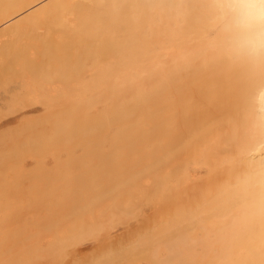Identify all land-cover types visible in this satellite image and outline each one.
Wrapping results in <instances>:
<instances>
[{"label":"bare ground","instance_id":"bare-ground-1","mask_svg":"<svg viewBox=\"0 0 264 264\" xmlns=\"http://www.w3.org/2000/svg\"><path fill=\"white\" fill-rule=\"evenodd\" d=\"M164 43L174 59L144 54ZM160 64L161 183L176 225L139 246L156 263L199 264L183 255L184 230L209 227L214 263L264 264V61L234 54L216 0H0V192L6 157L31 149L51 116Z\"/></svg>","mask_w":264,"mask_h":264},{"label":"rangeland","instance_id":"rangeland-1","mask_svg":"<svg viewBox=\"0 0 264 264\" xmlns=\"http://www.w3.org/2000/svg\"><path fill=\"white\" fill-rule=\"evenodd\" d=\"M144 54L164 63L174 59L176 50L164 43ZM161 69L162 64L134 66L132 75L137 71L144 80L113 84L109 94L100 85L97 92L104 95L96 93L78 109L51 116L48 126L36 131L31 149L21 148L14 162L6 157L0 264H162L140 247L159 228L176 225L161 183ZM26 100L19 95L13 107ZM31 116L36 119L40 113ZM171 182L177 188L175 176ZM184 233L189 238L183 253L187 260L218 264L211 260L221 255L215 228L188 226ZM121 249L129 250L120 256ZM113 251L116 257L105 258ZM156 255L160 259L166 253L158 249Z\"/></svg>","mask_w":264,"mask_h":264},{"label":"clouds","instance_id":"clouds-1","mask_svg":"<svg viewBox=\"0 0 264 264\" xmlns=\"http://www.w3.org/2000/svg\"><path fill=\"white\" fill-rule=\"evenodd\" d=\"M216 7L234 54L264 61V0H216Z\"/></svg>","mask_w":264,"mask_h":264}]
</instances>
